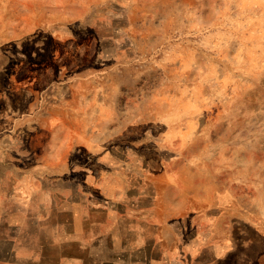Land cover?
<instances>
[{
    "label": "rangeland",
    "instance_id": "374dc122",
    "mask_svg": "<svg viewBox=\"0 0 264 264\" xmlns=\"http://www.w3.org/2000/svg\"><path fill=\"white\" fill-rule=\"evenodd\" d=\"M65 151V183L141 178L163 210L224 217L228 251L240 218L264 233V0H0L4 214Z\"/></svg>",
    "mask_w": 264,
    "mask_h": 264
},
{
    "label": "crops",
    "instance_id": "0c3cea01",
    "mask_svg": "<svg viewBox=\"0 0 264 264\" xmlns=\"http://www.w3.org/2000/svg\"><path fill=\"white\" fill-rule=\"evenodd\" d=\"M38 159L45 167L33 173L42 181L27 204L16 200L14 212L0 209V264H228L229 257L264 264V250L249 248L252 240L264 239L255 221L239 219V240L247 242L228 251L226 223L225 235L212 230L226 219L210 209L163 210L156 189L130 174L122 193L106 181L105 188L94 172L84 174L85 192L65 183L77 171L69 152Z\"/></svg>",
    "mask_w": 264,
    "mask_h": 264
}]
</instances>
